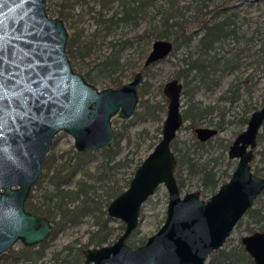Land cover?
Here are the masks:
<instances>
[{"label": "water", "instance_id": "obj_1", "mask_svg": "<svg viewBox=\"0 0 264 264\" xmlns=\"http://www.w3.org/2000/svg\"><path fill=\"white\" fill-rule=\"evenodd\" d=\"M68 28L51 16L48 0H0V257L18 241L36 246L53 232V223L26 208L54 137L70 134L79 152L113 145V117L132 118L140 102L142 70L118 87L99 88L76 71L67 53ZM172 40L153 42L144 65L167 58ZM168 99L162 138L137 167L121 194L108 205L110 218L125 230L110 244L84 250L87 264H207L264 191V176L253 170L264 103L233 140L228 156L237 165L228 181L209 198L199 190L184 193L176 177L173 141L184 124L183 82L165 83ZM196 137L208 141L219 133L198 126ZM165 186L166 219L137 246L130 239L141 222L145 203ZM255 264H264V231L242 237Z\"/></svg>", "mask_w": 264, "mask_h": 264}, {"label": "trees", "instance_id": "obj_2", "mask_svg": "<svg viewBox=\"0 0 264 264\" xmlns=\"http://www.w3.org/2000/svg\"><path fill=\"white\" fill-rule=\"evenodd\" d=\"M232 1H49L48 11L62 18L72 30L67 42V53L74 69L83 72L85 78L94 85L110 79L109 87L124 84L127 69L134 73L133 76L142 70L144 80L140 86V102L135 115L129 120L125 119L127 127L116 131L113 145L88 152L74 150L72 154H48L44 162L45 171L32 188L26 208L49 218L53 223V232L47 240L36 246L21 245L19 248H12L0 257V264H86L83 253L85 249L110 244L125 230V223H113L114 220L108 216L107 207L116 196L129 187L142 160L129 172V177L121 182L118 178L121 167H131L133 164H130L128 157H119L122 142L128 136L131 141L129 127H132V124L138 121L156 122L159 126L156 140L152 142V150L162 138L163 121L167 113L168 102L164 92L160 89L162 100H156L150 95V78L154 76V70L151 68L159 62L149 66L142 64L136 71V62L133 59L136 55L138 59H146L155 40H172L174 49L171 55H176L182 49L175 78L183 82V118L186 127L195 130L196 127L202 126L203 122H209L221 130L231 122L226 120L230 108L227 105L233 107L238 101L243 102V111L237 123L241 128L247 126L251 113L259 108L253 103V95L258 75L264 74V19L257 22L253 21V18L241 17L238 11L240 4ZM254 1L264 4V0ZM79 3L87 6L88 14L94 22V27L90 30L81 26L85 13L75 14ZM103 46H106V51L93 57L95 53L103 50ZM89 58L91 60L86 62L85 68L83 64ZM224 78L228 85L216 103L206 104L196 99L199 89L218 88ZM138 134L144 136L150 132L143 129ZM207 142L195 137L193 146L204 148L210 144ZM262 143L264 134L260 133L258 144ZM172 147L178 158L176 177L181 190L185 187L182 168L185 166L192 173L200 174L203 187L200 192L205 198L210 197L225 183V177L219 176L209 162L199 163L192 157V148L186 147V143L180 141L178 136ZM224 147L227 150L229 144L225 143ZM257 154L262 155L264 161V146L256 151ZM95 160L97 162L94 165ZM253 170L260 175L264 167L253 166ZM228 177H231V174ZM72 182L74 184H71ZM246 216L249 218V233L264 231L263 196L255 201ZM85 221L95 227L94 230L91 229L88 243L80 246L69 244L60 250H49L50 243L60 230ZM242 222L243 220H240L237 226H241ZM147 238L148 236L138 228L131 236L130 242L131 245L137 246ZM47 254H50V257L47 258ZM209 264L255 262L240 244L237 248L225 246L213 252Z\"/></svg>", "mask_w": 264, "mask_h": 264}, {"label": "rangeland", "instance_id": "obj_3", "mask_svg": "<svg viewBox=\"0 0 264 264\" xmlns=\"http://www.w3.org/2000/svg\"><path fill=\"white\" fill-rule=\"evenodd\" d=\"M48 0V5H49ZM57 2L59 0H53ZM237 1V4H240L239 13L242 15L241 17L253 18V21H261L264 19V4L256 3L254 0H233ZM53 9V8H52ZM49 12V11H48ZM85 13L84 17L81 21V26H85L88 30L94 27V22L91 19V16L88 14V8L81 3L77 4L75 9V14L77 13ZM51 16H54L51 12H49ZM57 17V16H55ZM240 17V20L242 18ZM252 21V22H253ZM66 24V23H65ZM255 23L253 24V26ZM68 28V32L71 33L72 30L68 24H66ZM126 31L128 29H125ZM103 50L101 52L95 53L93 55L96 56L97 54H102L106 51V46H103ZM152 47V45H151ZM150 47V50H151ZM149 50V52H150ZM181 51H178L176 55H169L167 58L161 60L157 65L153 66L151 69L154 70L150 81L152 83L150 89V95L156 100H162L161 90L163 93V88L166 82L170 79L175 78L176 71H177V64L179 63L181 57ZM131 52V51H128ZM148 52V53H149ZM146 58V57H145ZM135 60V70L138 71L142 64H144L145 59L137 58V55L133 58ZM91 59H87L83 66L87 68L86 62L90 61ZM80 72V71H79ZM83 74V72H80ZM133 72L130 69H127L124 74L125 83L130 81L133 78ZM84 75V74H83ZM146 79V77H145ZM257 85L254 88V95H253V103L257 107H261L264 103V74L258 75L257 78ZM96 86L99 88H105L110 86V79H105L104 83H95ZM228 85V81L223 79L222 84L215 89L206 90L204 88L199 89L196 94V99L201 100L206 104H213L216 103L219 99L220 94L226 89ZM162 86V88H161ZM161 89V90H160ZM167 99V98H166ZM183 100V99H182ZM168 102V99H167ZM184 102V100H183ZM229 108L228 115L226 120H230L226 126H224L221 130H219L215 124H210L209 122H203L202 126L206 127H213L219 130L215 136L211 137L204 148H196L194 147L195 141V131L193 129H189L186 127V123L183 124L181 129L179 130L177 136L179 137L180 141L186 143V147H191V156L194 157L199 163L202 162H209V165L217 172L219 176L225 177L224 181H228L230 177H228L232 172L235 170L237 165V159H231L228 156V149L225 150L224 144L227 143L229 146L236 138V136L240 133L241 130H244L246 127L241 128V125L237 123L240 114L243 111V102L238 101L233 107L227 105ZM129 120V119H126ZM127 121L125 119L120 118L118 115L113 117V128L115 131H121L125 129ZM159 126L158 123H154L152 121H145L141 123L140 121L132 124V127H129L131 133V141H129L128 137L122 142V152L120 154V158H127L130 159L131 167H121L118 178L121 182H124L126 178L129 177V172L134 170L140 160H144L147 155L151 152L152 142L155 139L157 132V127ZM148 129L150 134L149 135H139L138 132ZM260 133L264 134V125L260 131ZM156 142V141H155ZM264 146L258 144L256 151L261 150ZM154 148V147H153ZM196 148V151H194ZM76 150L74 145L73 137L65 131L59 132L53 139V142L50 146L49 153L54 152L55 154H72ZM100 150V149H97ZM77 151V150H76ZM95 151V150H94ZM47 154V156H48ZM46 156V158H47ZM256 159L253 160V166H260L264 167V161L262 160V155L257 154ZM46 160V159H45ZM134 160V162L132 161ZM45 162V161H44ZM96 160L94 161V165L96 164ZM184 170V178H185V187L182 188V192L187 193L190 191L202 190V182L200 174H194L191 170H188V167H182ZM45 171V170H44ZM43 171V173H44ZM42 173V174H43ZM225 174V175H224ZM224 175V176H223ZM261 176H264V171L260 173ZM132 180V179H131ZM127 182H125L126 184ZM71 184H74L72 182ZM124 184V185H125ZM130 185V184H129ZM34 187V186H33ZM35 191V190H34ZM31 195V194H30ZM264 198V193L261 195ZM30 197V196H29ZM29 199V198H28ZM168 204V193L165 186H161L157 189L156 193L145 203L143 206V210L141 213V222L139 224L140 230L143 234H146L148 237L155 234L160 227L163 225L166 219V210ZM113 219V218H112ZM113 223L116 225L121 220L113 219ZM241 220H243L241 226H236L234 231L232 232L231 236L225 242L223 248L227 246L228 248H237L240 244H242V236L249 234L247 229V223L249 218L245 215ZM124 223V222H123ZM238 225V224H237ZM91 229H95L94 226H91L89 221H85L84 223L77 224L75 226L68 225L65 229L60 230L52 240L49 245V250H60L63 249L66 245L72 244L80 246L82 244L88 243L90 238ZM118 238L113 239L115 241ZM112 243V242H111ZM22 244L21 241H18L17 244L14 246L15 248H19ZM243 245V244H242ZM13 247V248H14ZM46 257H50V254H47ZM210 258V257H209ZM2 260H0L1 263ZM87 264V263H86ZM207 264H209V259L207 260Z\"/></svg>", "mask_w": 264, "mask_h": 264}, {"label": "flooded vegetation", "instance_id": "obj_4", "mask_svg": "<svg viewBox=\"0 0 264 264\" xmlns=\"http://www.w3.org/2000/svg\"><path fill=\"white\" fill-rule=\"evenodd\" d=\"M259 134H260V133H259ZM258 137H259V136H258ZM255 153H256V151H255ZM220 186H221V185H220ZM218 189H219V188H218ZM263 193H264V191L262 192V194H263ZM213 194H214V193H213ZM262 194H261V195H262ZM261 195H260V196H261ZM201 196H202V195H201ZM260 196H259V197H260ZM202 197H203V196H202ZM259 197H258V198H259ZM204 198H205V197H204ZM207 198H209V197H207ZM27 210H28V209H27ZM255 232H256V231H255ZM252 233H254V232H252ZM249 234H251V233H249ZM242 237H243V236H242ZM218 250H219V249H218ZM214 252H215V251H214Z\"/></svg>", "mask_w": 264, "mask_h": 264}]
</instances>
